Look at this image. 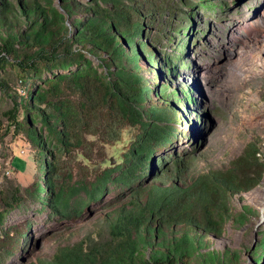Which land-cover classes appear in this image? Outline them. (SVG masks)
I'll use <instances>...</instances> for the list:
<instances>
[{"label": "trees", "instance_id": "1", "mask_svg": "<svg viewBox=\"0 0 264 264\" xmlns=\"http://www.w3.org/2000/svg\"><path fill=\"white\" fill-rule=\"evenodd\" d=\"M57 1L0 0V93L12 103L2 113V135H23L39 172L32 188L1 193L0 264L28 242L25 233L4 229L13 210L31 201L74 222L116 185L130 195L99 213L94 234L24 264H239L237 252L209 244L227 223L243 225L255 214L248 205L234 213L230 202L263 178L259 142L219 166L198 168L178 153L157 158L160 170L154 165L178 138L176 125L188 124L191 99L172 86L189 83L165 79L177 66L157 48L156 25L165 23L172 0ZM125 130L133 136L123 163L75 170L77 155L92 162ZM149 164L155 179L143 187ZM250 250L264 264V231Z\"/></svg>", "mask_w": 264, "mask_h": 264}, {"label": "rangeland", "instance_id": "2", "mask_svg": "<svg viewBox=\"0 0 264 264\" xmlns=\"http://www.w3.org/2000/svg\"><path fill=\"white\" fill-rule=\"evenodd\" d=\"M171 4L165 23L156 25L161 31L158 50L173 58L177 66V72L172 77L165 74V79L185 81L189 86L193 83L204 98L200 103L196 92L192 93V85L190 88L173 82V88H181L191 97L185 110L188 124L176 125L178 138L157 152L154 165L157 158L178 153L192 156L198 168L219 166L239 156L253 141L259 142L257 156L264 163V0H172ZM258 20L263 22L262 29L256 24ZM11 106V101L0 93V198L8 189L32 188L39 174L35 151L27 139L21 134L14 136L13 131L2 135L7 124L2 113ZM132 136V131L125 130L119 142L106 145L92 162L77 155L75 170L80 172L77 164L101 169L119 166ZM152 165L147 166L150 174L141 182L143 187L155 179ZM262 175L257 186L235 195L230 202L234 213L248 205L254 216L243 225L227 223L222 236L212 238L209 244L210 249L237 252L239 264H256L250 249L256 247L259 233L264 231V167ZM129 195L128 189L113 186L102 202L92 206L91 213L74 222L39 212L37 205L26 202L7 216L4 229L10 235L25 233L28 242L4 264L48 258L58 247L94 234L99 228V213Z\"/></svg>", "mask_w": 264, "mask_h": 264}, {"label": "bare ground", "instance_id": "3", "mask_svg": "<svg viewBox=\"0 0 264 264\" xmlns=\"http://www.w3.org/2000/svg\"><path fill=\"white\" fill-rule=\"evenodd\" d=\"M256 24H257V26L260 28V29H262L263 28V22H262V20H258V21H256ZM195 83V82H194ZM196 84V83H195ZM192 85H193V83H192ZM194 89H195V92H196V95L198 96V100H200V103H201V100L204 98L203 96H202V92H201V90L199 89V87H197V86H195V85H193L192 86ZM194 91V90H193Z\"/></svg>", "mask_w": 264, "mask_h": 264}]
</instances>
